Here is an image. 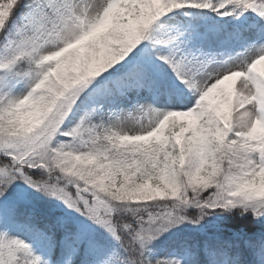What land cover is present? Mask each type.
I'll use <instances>...</instances> for the list:
<instances>
[{"label": "snow or ice", "instance_id": "obj_1", "mask_svg": "<svg viewBox=\"0 0 264 264\" xmlns=\"http://www.w3.org/2000/svg\"><path fill=\"white\" fill-rule=\"evenodd\" d=\"M0 264H264V0H0Z\"/></svg>", "mask_w": 264, "mask_h": 264}]
</instances>
